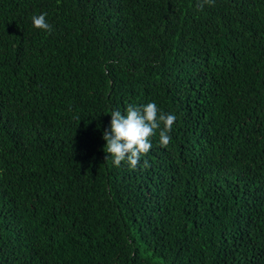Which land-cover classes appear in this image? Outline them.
Wrapping results in <instances>:
<instances>
[{
	"label": "trees",
	"instance_id": "trees-1",
	"mask_svg": "<svg viewBox=\"0 0 264 264\" xmlns=\"http://www.w3.org/2000/svg\"><path fill=\"white\" fill-rule=\"evenodd\" d=\"M200 2L0 0V264H264V0ZM152 101L169 145L105 160Z\"/></svg>",
	"mask_w": 264,
	"mask_h": 264
},
{
	"label": "clouds",
	"instance_id": "clouds-1",
	"mask_svg": "<svg viewBox=\"0 0 264 264\" xmlns=\"http://www.w3.org/2000/svg\"><path fill=\"white\" fill-rule=\"evenodd\" d=\"M213 0H201L198 7L212 4ZM47 13L32 16L35 28L51 34L52 25L46 19ZM177 117L175 114L164 113L155 101L144 105L128 104L125 112L119 109L111 111L109 128L104 129L102 138L106 141L104 151L108 154L105 160L112 158V163L120 167L127 162L131 169H135L141 162V157L152 148L151 138L159 130V143L167 147L171 142V131ZM163 125V127H161ZM149 161H143V167H149Z\"/></svg>",
	"mask_w": 264,
	"mask_h": 264
}]
</instances>
